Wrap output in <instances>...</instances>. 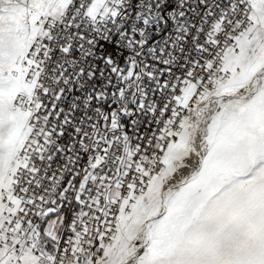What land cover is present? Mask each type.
Segmentation results:
<instances>
[{
	"label": "snow or ice",
	"instance_id": "1",
	"mask_svg": "<svg viewBox=\"0 0 264 264\" xmlns=\"http://www.w3.org/2000/svg\"><path fill=\"white\" fill-rule=\"evenodd\" d=\"M0 264H264V0H0Z\"/></svg>",
	"mask_w": 264,
	"mask_h": 264
}]
</instances>
